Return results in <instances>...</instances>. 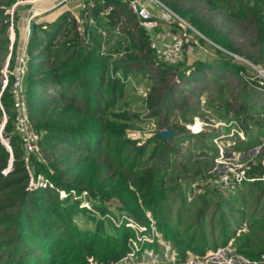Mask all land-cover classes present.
Listing matches in <instances>:
<instances>
[{
    "label": "trees",
    "instance_id": "1",
    "mask_svg": "<svg viewBox=\"0 0 264 264\" xmlns=\"http://www.w3.org/2000/svg\"><path fill=\"white\" fill-rule=\"evenodd\" d=\"M161 1L204 38L264 67V0H201L228 20L250 22V52L194 5ZM82 2L81 30L73 14L61 9L49 21L33 20L27 35L22 85L38 146L27 159L13 129L12 74L2 86L0 72V137L9 145L0 142V264H123L140 260L144 251L162 258L164 247L173 262L182 263L188 252L201 256L228 242L250 264H264L263 150L247 162L238 184L192 186L196 175L210 176L205 171L212 162L191 163L186 153L177 162L178 148L196 134L209 143L198 153L216 154L217 129L187 133L183 122L173 121L162 125L174 129L167 137L157 135L160 128L143 136L129 133L136 121L150 117L162 115L166 123L174 107L182 108L183 121L190 120L196 109L174 94L177 84L202 81L208 69L213 96L207 104L242 131L236 147L246 150L264 135V83L222 49L190 62L181 51L176 63L154 65L148 33L125 0ZM18 4L30 2L0 0V65L6 61L8 69L15 62L8 26L11 20L15 32ZM225 73L242 83L236 103L226 97ZM137 77L148 82L139 96L142 115L125 107L127 84L135 87ZM205 88L199 84L197 94Z\"/></svg>",
    "mask_w": 264,
    "mask_h": 264
},
{
    "label": "rangeland",
    "instance_id": "2",
    "mask_svg": "<svg viewBox=\"0 0 264 264\" xmlns=\"http://www.w3.org/2000/svg\"><path fill=\"white\" fill-rule=\"evenodd\" d=\"M179 2L183 4H192L197 7L210 19V21L216 27L227 31L229 36L234 39V41L240 46L242 51L250 52L255 49V45L251 43L253 26L250 24V22L228 20L222 12L209 9L201 0H179ZM144 3L151 12L157 13L159 11L160 6L155 1L144 0ZM75 4L77 6V2ZM70 5L73 7L75 6L71 3ZM27 8H29V6L26 7L22 4L17 5V10L19 12H21L22 9ZM159 30L162 32L163 39H167V36L171 33H176L178 31V28H175L174 23L172 22L160 20ZM187 30H189L191 37L196 40V42L190 40L189 43H184L181 46V51L184 54L185 60L187 62L198 58H212L216 57L215 55L221 54L220 48H218V46L216 45L215 49L212 48L211 44L213 43H211L206 37L204 38L202 34L199 33L196 29L189 28ZM198 35L202 36L204 40H199L197 38ZM181 51L178 59L181 56ZM238 55L240 57H244L241 54ZM240 57L233 56L232 58L233 60L243 64L244 66L243 62H245V60L241 59ZM4 63L5 61L1 63L0 70L3 67ZM245 69L246 74L248 75H253V73L257 72L254 66L250 67L247 64L245 65ZM256 75H258L256 76L257 78L261 79V83H264V76L259 75L258 72L256 73ZM210 77L211 73L209 74L208 69H206L205 76L203 77L204 80H199V82L189 84L187 86L188 88L178 82L177 90L179 91H176L174 93L175 95L181 93V97L185 98V100L188 103H191L193 108L196 109L192 116L196 115L198 119L202 121L201 129L214 127L218 130V134L212 137V141L216 148V154H212V150H208L205 154L198 153L202 150L203 144L208 145L209 143L208 141H203V139H201L200 136L196 134H188L187 137L183 139L178 148L177 154L175 155V159L177 162L184 153L189 154L191 163L203 160V158H206L207 160H210L212 162L209 169L205 171V173L210 176L205 175L204 177H200L199 175H196L191 183L192 186H195L196 184H203L207 181L209 182V184H219L217 182L218 176L223 174H226L230 176V178H232L238 172L239 168L243 167L244 169H246L248 167V161L254 162V158H256L257 152H260L261 150L264 151V135H261V142L256 146L248 147L246 150H242L241 148L236 147L237 139L243 136L242 131L240 129H236V125L233 124L234 122L232 123L231 121H228L223 117H218L207 104L209 97L213 96V92L209 89L212 85V80L210 79ZM223 80L225 83L223 87L225 89L227 88L225 93L227 99L232 103H236L239 100L238 92L240 90V87L242 86V83L237 80L234 74L230 73H225ZM202 82L203 85L206 86V88L204 89L203 93L197 94L199 84H201ZM133 83L136 88L130 82L127 84L128 88L125 99L128 100L129 103L125 107L130 111L137 112L142 115L146 110L144 104L141 103L139 96L141 93L143 94L141 89L147 90L148 82L145 77H137L134 78ZM157 88V91L160 93L164 90V85L160 82L157 84ZM182 88L183 90L180 92V89ZM261 97L264 98L263 96ZM212 99L215 100L214 97H212ZM181 111V107H174L170 114L167 116L166 123L164 122L162 115H160L159 117H150L145 121H136L133 126L129 127V133L132 135L143 136L153 129L161 128L163 127L162 125L171 123L173 121H178L181 123L183 122L186 129L185 131L187 133H190L191 131L188 130L186 124L192 119V116L190 120L183 121V119L181 118ZM189 114L190 112L187 113V115ZM176 161L174 160V162ZM261 161L264 165V159H262ZM201 167L202 166H199V169H201ZM175 169L177 170V168ZM34 182V180H29V184ZM201 188L202 187L195 188L194 192L200 191ZM166 248L167 247H164L162 258L156 257V255L152 254L150 251H144V257H142L140 260L132 261L131 259H128L127 262H123V264H250L245 259V257L233 250L230 242H228L226 246L218 247L214 251L208 250L204 255L201 256L193 255L188 252L185 261L182 263L173 262V255L168 253Z\"/></svg>",
    "mask_w": 264,
    "mask_h": 264
},
{
    "label": "built area",
    "instance_id": "3",
    "mask_svg": "<svg viewBox=\"0 0 264 264\" xmlns=\"http://www.w3.org/2000/svg\"><path fill=\"white\" fill-rule=\"evenodd\" d=\"M30 3L34 0H27ZM65 1V0H60ZM127 6L134 12L137 23L142 28L146 30L148 33L149 46L153 49V64L156 65L158 62H165L168 64H174L178 60V56L181 51L182 42L189 40H196L191 37L187 28H193L184 18L179 16L176 12H174L171 8H169L163 1L161 0H153L159 6V11L157 13L151 12L144 3V0H125ZM83 4L82 0H80V6ZM12 4L10 7L6 8V10L11 14L13 11ZM32 11L29 12L28 19L32 16ZM76 20V28L81 30L80 19L77 13L71 12ZM32 18V17H31ZM165 20L174 23L175 28H178L176 33H171L167 36V39H163L162 32L159 30V21ZM104 33V30H101ZM14 29L12 25V21L10 20L8 26V37L10 41L13 40ZM210 41V40H209ZM214 45L218 46V48L223 51L231 54V56L240 57L237 53H233L228 51L221 46L215 44L210 41ZM245 60V65L254 66L259 75L264 76V67L257 63H252L250 60L245 57H240ZM24 62H25V53L24 49L21 50L15 56V62L11 69H8L6 65V61L1 68L0 72L2 74L1 84L2 86L6 82V74L10 72L12 74V82H11V95H12V108L14 111V119H13V129L19 133L21 137V146L24 152V158L27 159V155L32 152H38L37 146V133L34 131L31 121L27 114L26 103L23 95V85H22V73L24 70ZM256 72V73H257ZM256 73L250 75V77H256ZM260 77V76H259ZM259 81L261 79L259 78ZM136 87V86H135ZM143 94L145 93L144 89H141ZM186 127L191 132H196L202 128V121L198 119L196 115L192 116V119L186 124ZM237 132V131H236ZM243 137V136H242ZM241 137V138H242ZM0 142L9 149V145L5 138L0 137ZM264 175V174H263ZM38 179H41L39 176ZM245 169L243 167L239 168L238 172L230 178V176L223 174L218 176L217 182L222 186H233L238 184L241 180L245 179ZM264 178V176H263ZM62 195V191L60 192Z\"/></svg>",
    "mask_w": 264,
    "mask_h": 264
},
{
    "label": "crops",
    "instance_id": "4",
    "mask_svg": "<svg viewBox=\"0 0 264 264\" xmlns=\"http://www.w3.org/2000/svg\"><path fill=\"white\" fill-rule=\"evenodd\" d=\"M77 2V6L75 3ZM75 5L74 7L70 5ZM80 7V0H34L30 3L29 8L17 10L18 16L15 19V32L13 39L15 41V56L24 49L28 30V15L32 11V19L35 21H49L61 9H68L70 12L77 13Z\"/></svg>",
    "mask_w": 264,
    "mask_h": 264
},
{
    "label": "water",
    "instance_id": "5",
    "mask_svg": "<svg viewBox=\"0 0 264 264\" xmlns=\"http://www.w3.org/2000/svg\"><path fill=\"white\" fill-rule=\"evenodd\" d=\"M32 22L33 19L30 17L28 19V30H27V35L30 33L31 28H32ZM174 132V129H170V128H166V127H161L158 131H157V135L162 136V137H167L169 136L171 133Z\"/></svg>",
    "mask_w": 264,
    "mask_h": 264
}]
</instances>
